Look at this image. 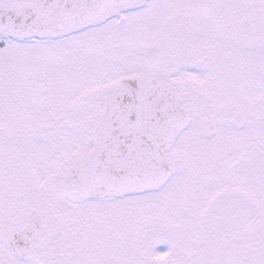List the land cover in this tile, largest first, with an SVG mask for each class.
Wrapping results in <instances>:
<instances>
[{"label":"snow or ice","instance_id":"1","mask_svg":"<svg viewBox=\"0 0 264 264\" xmlns=\"http://www.w3.org/2000/svg\"><path fill=\"white\" fill-rule=\"evenodd\" d=\"M0 264H264V0H0Z\"/></svg>","mask_w":264,"mask_h":264}]
</instances>
